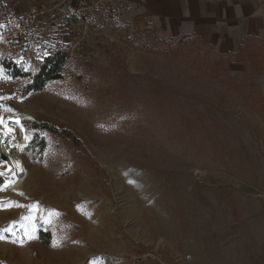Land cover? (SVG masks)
<instances>
[{
	"label": "rangeland",
	"instance_id": "obj_1",
	"mask_svg": "<svg viewBox=\"0 0 264 264\" xmlns=\"http://www.w3.org/2000/svg\"><path fill=\"white\" fill-rule=\"evenodd\" d=\"M81 1L0 0V114L22 117L28 172L0 182V264H264V43L218 65L190 35L170 57ZM7 8L44 11V56L8 50Z\"/></svg>",
	"mask_w": 264,
	"mask_h": 264
},
{
	"label": "crops",
	"instance_id": "obj_2",
	"mask_svg": "<svg viewBox=\"0 0 264 264\" xmlns=\"http://www.w3.org/2000/svg\"><path fill=\"white\" fill-rule=\"evenodd\" d=\"M99 2L117 26L149 27L162 36L193 35L217 54L239 55L251 42L264 43V0H97L96 5ZM114 32L118 37V29Z\"/></svg>",
	"mask_w": 264,
	"mask_h": 264
},
{
	"label": "built area",
	"instance_id": "obj_3",
	"mask_svg": "<svg viewBox=\"0 0 264 264\" xmlns=\"http://www.w3.org/2000/svg\"><path fill=\"white\" fill-rule=\"evenodd\" d=\"M43 10L31 9L20 13L10 8L2 13L3 38L8 50H19L24 61L38 59L50 46L48 33L41 26Z\"/></svg>",
	"mask_w": 264,
	"mask_h": 264
},
{
	"label": "bare ground",
	"instance_id": "obj_4",
	"mask_svg": "<svg viewBox=\"0 0 264 264\" xmlns=\"http://www.w3.org/2000/svg\"><path fill=\"white\" fill-rule=\"evenodd\" d=\"M0 120L3 121L0 123V155L1 153L6 155L5 159L0 160V173H2L0 176L8 178L5 185L8 186L9 190L15 191L19 186L24 185L28 177V172L18 150L25 137V132L17 124H22V117H10L1 113ZM6 136L8 137L7 141L4 140Z\"/></svg>",
	"mask_w": 264,
	"mask_h": 264
},
{
	"label": "trees",
	"instance_id": "obj_5",
	"mask_svg": "<svg viewBox=\"0 0 264 264\" xmlns=\"http://www.w3.org/2000/svg\"><path fill=\"white\" fill-rule=\"evenodd\" d=\"M71 5L74 8H77L79 6H81V4L83 3L81 0H71ZM151 31L148 28H143V29H139L138 30H133V35L139 37L141 39H139V43L138 46H141L143 49H148L151 52H158L162 55H166L168 54L170 57L171 56H175V55H180L183 54L184 52H186L184 50V46L185 44H187L186 39L190 36L188 34L186 35H175L172 36L170 39H166V38H154L153 36H151ZM151 37V38H150ZM197 38V37H196ZM198 39V38H197ZM216 64H220L221 62H228V60L225 59V55L223 54H218L217 55V59H216ZM47 64H45L46 67ZM58 71V67L57 68H51L48 73H56ZM162 75H159V77H161ZM1 182V179H0ZM49 232H46L42 229H40L38 231V237L41 239V242L44 245H48L50 242V236H49Z\"/></svg>",
	"mask_w": 264,
	"mask_h": 264
},
{
	"label": "water",
	"instance_id": "obj_6",
	"mask_svg": "<svg viewBox=\"0 0 264 264\" xmlns=\"http://www.w3.org/2000/svg\"><path fill=\"white\" fill-rule=\"evenodd\" d=\"M17 124L19 125V128H21L23 130V132H25V128H23V125L20 124V123H17ZM4 140L7 141L8 140V137L6 136ZM5 157H6V155L4 153H1L0 160L1 159H5ZM9 178H11V176H9ZM0 179L3 180V183H2L3 186L8 182V178H5L3 176L2 177L0 176Z\"/></svg>",
	"mask_w": 264,
	"mask_h": 264
},
{
	"label": "snow or ice",
	"instance_id": "obj_7",
	"mask_svg": "<svg viewBox=\"0 0 264 264\" xmlns=\"http://www.w3.org/2000/svg\"><path fill=\"white\" fill-rule=\"evenodd\" d=\"M0 123H3V121H2V120H0ZM9 131H11V129H9ZM0 175H2V173H0Z\"/></svg>",
	"mask_w": 264,
	"mask_h": 264
}]
</instances>
